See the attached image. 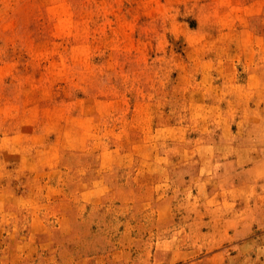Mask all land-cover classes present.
<instances>
[{
  "label": "rangeland",
  "instance_id": "rangeland-1",
  "mask_svg": "<svg viewBox=\"0 0 264 264\" xmlns=\"http://www.w3.org/2000/svg\"><path fill=\"white\" fill-rule=\"evenodd\" d=\"M0 264H264V0H0Z\"/></svg>",
  "mask_w": 264,
  "mask_h": 264
}]
</instances>
